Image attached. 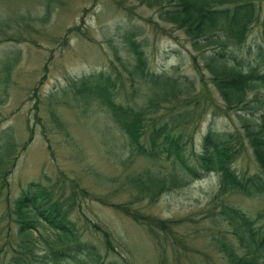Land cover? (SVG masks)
<instances>
[{
	"label": "rangeland",
	"instance_id": "obj_1",
	"mask_svg": "<svg viewBox=\"0 0 264 264\" xmlns=\"http://www.w3.org/2000/svg\"><path fill=\"white\" fill-rule=\"evenodd\" d=\"M255 2L261 18L264 0ZM147 19L167 29V34L155 32ZM156 20L153 8L133 0H0V134L10 128L16 149L0 187V260L10 254V244L17 239L13 237L17 225L8 211L31 181L40 183L43 193L68 211L72 224V234L62 239V245L52 243L50 230L40 229V233L49 235L53 248L69 245L70 252L74 246L79 248L75 255L85 264H230L214 240L220 234L236 245L230 227L218 218L220 201L250 216L264 214L263 193L250 197L226 193L214 199L217 177L213 173L167 188L154 202L143 195L133 199L127 176L152 177L157 171L164 175L172 170L171 159L150 160L131 153L104 109L72 92V80L107 72L115 84L116 100L145 109L146 117L161 121L167 116V104L184 105V90L163 95L133 73V57L121 39L129 24L139 26L142 32L135 38L143 44L145 68L192 78L195 92L199 83L183 36ZM260 30L259 23L250 27L242 50L247 49L250 59L264 70ZM204 80L209 96H198L196 108L190 105L196 109V121L180 127L187 150H198L207 128L223 131L240 125L235 110L219 108L221 100L208 74ZM212 102L219 112H212ZM11 155L0 158V163H8ZM254 166L248 150L234 162L238 174L249 173ZM111 202L169 221L171 234L157 231V238L152 237ZM258 223L264 226V218ZM94 225L109 233L113 250L104 249L103 235ZM6 237L10 243L2 247ZM90 246L97 260H89ZM36 250L42 253V245Z\"/></svg>",
	"mask_w": 264,
	"mask_h": 264
},
{
	"label": "trees",
	"instance_id": "obj_2",
	"mask_svg": "<svg viewBox=\"0 0 264 264\" xmlns=\"http://www.w3.org/2000/svg\"><path fill=\"white\" fill-rule=\"evenodd\" d=\"M133 1L153 8L157 22L169 24V29L179 31L183 36L188 46L187 58L199 87L193 92L194 79L187 76L176 77L148 71L145 68L143 44L140 45V41L135 38L142 31L134 24H129L121 32L126 50L133 57V73L146 83L154 84L163 95H171L175 89L184 90V105L177 106L175 102L167 104L166 118L156 121L146 117L145 109L117 101L115 84L107 72L91 73L71 81L74 84L71 86L72 92L80 97L91 98L104 109L131 153L150 160L171 159L172 170L164 175L159 171L145 178L128 175L127 183L134 188L132 198L138 199L143 195L149 202H154L156 196L165 189L186 184L209 173L217 177L214 199L226 193L245 197L264 195V70L250 59L247 49L242 50L249 29L255 23L261 26L260 36L264 42V4L260 18V8L255 0ZM148 22L151 23V20ZM156 24H152L155 32L160 29L166 35L167 29ZM205 74H208L209 82L221 100L219 108L223 105V112L225 109L235 110L240 125L233 130L223 131L207 128L198 141V150H187L180 127L196 121L198 116L194 108L198 96L205 99L210 94L204 80ZM249 93H252L250 97ZM211 104L215 108L212 112H219L214 102ZM13 150L16 149L11 130L4 129L0 134V158L12 155L8 163H0V187L4 186L16 157ZM247 150L255 162V169L238 174L234 162ZM110 204L118 211L121 209L136 224L144 226L154 238L158 236L157 231L171 234L169 221L140 213L137 209L126 207L124 203ZM8 214L14 217L17 225L13 235L17 239L13 245L10 244V254L4 255L0 264H49L61 260L85 264L81 257L75 255L79 248L74 246L73 253L69 245L53 248L49 244V235L40 233V229L50 230L53 234L52 243L57 245H62V239L72 234L68 211L63 210L58 201L44 194L40 183H26ZM217 215L226 221L230 227L229 234L236 242V245L225 242L224 235L220 234V237L214 238L227 262L264 264V226L258 223L264 214L257 212L250 216L223 199L219 203ZM216 220H213V224ZM94 227L103 235L104 249L113 250L109 233L97 225ZM9 243L6 237L2 247ZM38 245H42V253L37 252ZM86 252L90 261L98 259L93 246ZM108 264L118 263L109 261Z\"/></svg>",
	"mask_w": 264,
	"mask_h": 264
}]
</instances>
